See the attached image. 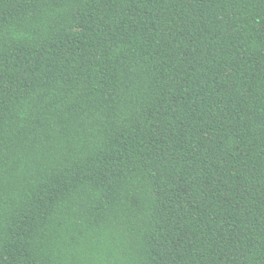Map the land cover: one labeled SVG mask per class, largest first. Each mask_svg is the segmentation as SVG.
<instances>
[{
	"label": "trees",
	"instance_id": "trees-1",
	"mask_svg": "<svg viewBox=\"0 0 264 264\" xmlns=\"http://www.w3.org/2000/svg\"><path fill=\"white\" fill-rule=\"evenodd\" d=\"M0 264H264V0H0Z\"/></svg>",
	"mask_w": 264,
	"mask_h": 264
}]
</instances>
